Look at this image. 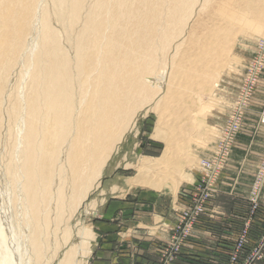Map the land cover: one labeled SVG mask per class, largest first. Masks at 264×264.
Here are the masks:
<instances>
[{"label": "rangeland", "instance_id": "1", "mask_svg": "<svg viewBox=\"0 0 264 264\" xmlns=\"http://www.w3.org/2000/svg\"><path fill=\"white\" fill-rule=\"evenodd\" d=\"M12 1L15 15L21 18L32 15L31 0ZM97 1L84 0L80 21L70 26L59 20L56 0L40 3L41 15H50L51 27L58 36L60 47L72 59L76 56L75 46L85 17ZM214 3L212 8H217L218 4ZM108 4L112 10V0ZM157 7L154 0H131L121 6V12L126 15L128 10H134L132 15H154V12L156 15ZM210 13L197 9L191 26L197 21L196 27L201 33L208 17L213 15ZM127 16L118 22L119 31L120 26H125ZM142 19L134 18L135 23H143ZM135 25L131 29L144 27ZM38 31H33L30 38L34 36L36 43L41 44V32ZM187 32L186 38H189ZM242 38H236L238 48L228 63L230 65L236 55L242 56L241 59L246 60V68L240 73H243L242 77L235 79L227 73L220 74L218 87L211 89V96L210 93L204 95L205 102L214 105L210 108L212 110L206 108L200 113V118H204L203 125L198 124L190 130L192 126L187 120L186 109L182 110V106L171 108L169 97L162 100L167 95L173 72L174 64L169 59L163 87L151 86L150 90L155 89L153 92L143 95L141 91V96H137L130 107V117L126 118L129 126L120 132V140L107 153L90 186L85 187L80 196L75 195L74 174L66 155L70 143L74 142L72 135L65 144L62 142L64 145H61L60 159L55 165L58 166L52 187L49 192L42 187L39 189L34 209L23 190L16 188L17 182L22 184V189L25 183L22 175L16 174L17 160L12 156L15 139L10 140L12 123L8 114L10 98L18 99L19 103L25 101L23 90L27 92L29 73L23 78V72L32 71L34 63L28 57L21 59V64L9 76L0 67V190L4 209L11 215L14 227L12 237L15 243L13 241L10 247L11 250L16 248L13 252L19 248L16 254L21 252L25 256L23 264H61L73 249H76L73 264H264V38L244 48L240 45ZM134 39L138 44L137 35L125 36L123 45L127 53L134 50ZM119 60L122 70L124 57ZM128 68L119 74L114 86L99 79L114 69L110 60L98 63V66L95 61L93 64L86 62L82 74L73 72L78 94L76 106L78 111L81 107L84 110L81 118L79 112L75 121L73 118L75 125L78 119L82 124L87 122L89 109L85 106L89 100L91 103L96 99L98 88L103 89L101 101L102 96H108L112 102L119 95V89L121 92L128 90L130 80L125 73L130 72ZM89 74L93 75L94 81L87 78ZM79 95L82 104L78 103ZM39 104L44 106L42 97ZM224 104L229 105L228 108H223L226 107ZM172 109L169 113L168 110ZM39 118L37 157L42 154V146L45 151L55 149L49 140L51 134H46L48 126L45 127L44 122L47 117L43 113ZM47 121L54 124L53 118ZM225 130L231 132L229 136L232 134L230 154L227 162L223 160L219 165L220 177L211 185V182H204V170L209 168L203 163L213 158L224 139ZM215 133L220 138L217 136L218 140L211 142ZM145 160L153 171L140 170ZM180 171L191 176L182 178ZM87 229L92 236L85 239L83 248L86 244L91 245L86 246L89 249L86 253L79 234ZM35 235H38L37 250L31 240Z\"/></svg>", "mask_w": 264, "mask_h": 264}, {"label": "bare ground", "instance_id": "2", "mask_svg": "<svg viewBox=\"0 0 264 264\" xmlns=\"http://www.w3.org/2000/svg\"><path fill=\"white\" fill-rule=\"evenodd\" d=\"M83 1L56 0L60 12V15H57L59 20L69 26L77 24L80 21ZM108 1L98 0L95 7L86 15L75 46L76 56L72 59L60 47L58 36L51 27L50 15L40 13L42 9L40 3L43 0H31L32 15L29 18L15 15L12 0H0L1 69L9 76L23 59L28 57L34 63L32 71L23 72V78L29 73L27 92L23 90L25 101L19 103L18 99L10 98L11 106L8 111L12 123L10 140L15 139L12 156L16 158L17 164L14 166L17 168L16 174H21L25 183L22 189V184L19 185L17 182L16 188L19 191L23 190L22 192L28 197L27 200L33 209L37 207L39 189L42 187L49 192L52 187L58 166L55 165L60 159L62 142L65 144L72 135H74V142L70 143L66 155L68 165L74 174L72 182L75 195L80 196L83 189L90 186L93 178L101 170L107 153L112 151L114 144L118 139L120 140V132L129 126L126 118L131 112V105L138 99L137 96H141V91L143 95L153 92L155 89L150 90L151 86H155L156 89L163 87L162 83L168 72L165 71V67L169 59H172V65L174 64L173 72L171 76L169 75L167 95L163 96L162 100L169 97L171 108L182 106V110L186 109L185 113L189 118L187 120L190 121L192 128L188 126L192 130L198 127V124L203 125L204 118H200V113L208 108L212 110L210 108L214 104L205 102L204 95L209 96L211 89L218 87L217 79L222 77L220 74L227 73L235 79L242 77L241 70L246 68V60L241 59L242 56L236 55L228 65L234 50L238 48L236 38L243 37L240 40L242 42L239 41L243 48L254 44L259 38H264L262 37L264 36V0H216L217 8H212L215 0H154L159 9H155L156 15L155 12L154 15L151 12V15H132L134 10H128V13L124 15V12H121V6L131 0H112V10H110ZM34 3L36 4L33 5ZM144 8L146 9V6ZM152 8L156 7L152 6ZM199 8L201 11H209L213 14L208 15L206 28L201 33L196 27L197 21L196 25L191 26ZM110 14H112V19ZM125 16H127V22L124 27L120 26L119 31L118 22L121 19L125 20ZM137 17H142L143 23L142 21L135 23L137 20L134 18ZM134 24H140V27L144 25V27L133 30L131 26ZM190 27L192 28L188 33ZM33 31L34 33L41 32V44L36 43L34 36L33 39L30 38ZM186 32L190 34L189 38H186ZM126 35L128 37L137 35L139 41L137 44L134 39V50H130L129 53L123 45ZM121 56L124 57L123 69L129 67L130 70V72L124 71L130 80L128 90L121 92L119 89V95L112 102L108 96H102L103 101H101L103 89L101 91L98 88L96 99L91 103L89 100L85 106L89 109L86 112L89 117L87 122L82 124V121L79 122L78 119V124L75 125L74 117H77V112H79L81 118L84 110L81 107L82 110L78 111L76 106L78 94L75 92L73 72L82 74L85 71L86 62L93 64L95 61V65L98 66V63L110 60L114 66L113 73L110 72L108 75L104 73L99 79L108 82V86H114L115 81L120 77L119 74L123 72L119 66ZM175 59L178 61L175 62ZM87 78L90 82L95 79L90 74ZM41 97L44 106L39 104ZM79 98L78 103L82 104L83 99L81 96ZM211 99L210 97V101ZM220 104L222 103L218 105ZM224 105L226 107L223 108L229 106ZM171 111L173 109L168 110L169 113ZM176 112L181 113L180 110ZM43 113L47 120L53 118V125H50L47 120L44 123L45 127L48 126L45 128L46 134H51L49 140L55 145V149L45 151L42 146L40 148L42 154L37 157L39 117ZM215 134L211 142L220 138L219 134ZM217 136L218 139H216ZM208 138L211 140V136ZM17 153L21 157L17 156ZM145 163L139 167L142 172L154 170L149 166L150 164ZM180 173L182 176H178L185 179L191 176L185 171H180ZM2 198L3 194L0 190V264H23L25 256L21 252L16 254L20 251L19 248L18 251L13 252L16 248L11 250L10 247L14 241L12 237L14 227L11 215L4 209ZM33 213L36 214L35 211ZM89 231L88 229L82 230L79 234L83 240L81 241L82 249L85 252L89 251L86 248L89 244L83 248L85 239L92 236ZM37 236L31 238L34 250H37L36 246H38ZM75 255L76 249H73L61 264H73Z\"/></svg>", "mask_w": 264, "mask_h": 264}, {"label": "built area", "instance_id": "3", "mask_svg": "<svg viewBox=\"0 0 264 264\" xmlns=\"http://www.w3.org/2000/svg\"><path fill=\"white\" fill-rule=\"evenodd\" d=\"M243 97H245L242 94V99H244ZM245 103V100H244ZM243 108H245V106H242ZM231 130V129H229ZM229 130H225L224 132V139L221 141L217 151L215 152L213 158L211 160H207L204 161L203 165L208 167L209 170H204L205 174H204V182H215L217 181V179L220 177V166L222 164V161L224 160V163L227 162L228 157H229V145H230V141L232 139V134L229 136ZM233 132V131H232ZM233 142V139H232ZM231 142V143H232ZM214 168V169H210V168Z\"/></svg>", "mask_w": 264, "mask_h": 264}]
</instances>
